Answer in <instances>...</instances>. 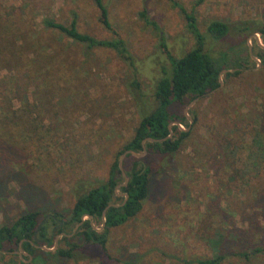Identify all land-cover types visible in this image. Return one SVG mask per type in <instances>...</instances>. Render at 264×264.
Segmentation results:
<instances>
[{"label":"rangeland","instance_id":"1","mask_svg":"<svg viewBox=\"0 0 264 264\" xmlns=\"http://www.w3.org/2000/svg\"><path fill=\"white\" fill-rule=\"evenodd\" d=\"M176 1L192 13L204 37L203 50L229 71L220 73L221 85L215 90L167 108L172 116L169 128L177 125L190 130V136L168 164L158 154L144 151L139 156L150 168L149 193L134 217L108 229L103 249L79 235L72 237L74 226L54 235L55 247L41 245L45 249L40 248L42 253L32 264H183L185 259L212 257L220 249L264 243V175L253 177L264 174V64L256 55L264 50L260 46L264 43L252 31L264 25V0ZM102 3L129 61L112 50L86 49L43 29L42 19L48 17L63 24L74 20L78 31L97 39L114 37L99 23L92 0H0V20L8 18L6 11L14 10L11 17L34 41L32 50L37 51L40 43L46 44L47 53L59 47L67 50L59 87L48 92L47 103L41 105L46 110L37 119L40 138L19 137V145L14 146L0 143V224H11L26 210L39 211L42 221L53 212L66 215L78 193L103 181L139 118L154 106V84L163 68L169 67L160 43L174 57L195 44L187 21L169 0ZM140 11L155 27L144 22ZM211 20L225 22L228 33L220 39L207 35ZM244 25L249 30H238ZM235 70L238 73L226 75ZM13 73L0 65V77H13ZM17 105L13 99L12 106ZM185 114L191 118L188 129ZM182 116L186 127L179 122ZM232 127L240 130L232 136L242 144L234 165L247 178L238 185L214 171L217 137ZM123 159L126 168L130 159ZM115 194L121 195L117 188ZM91 224L101 231L97 222ZM63 234L66 240L61 239ZM67 243L75 244L71 258L47 254L56 247L67 248ZM16 251L5 250L0 264H18ZM25 253L21 257H28L24 262L31 264L35 255ZM219 264H264V253L229 254Z\"/></svg>","mask_w":264,"mask_h":264},{"label":"trees","instance_id":"2","mask_svg":"<svg viewBox=\"0 0 264 264\" xmlns=\"http://www.w3.org/2000/svg\"><path fill=\"white\" fill-rule=\"evenodd\" d=\"M169 1L187 21L188 30L195 41L194 46L182 55L174 57L167 50L165 44L160 43L169 67L163 68L161 76L154 84L152 91L154 106L139 118L130 139L121 146L109 164L105 179L96 186L78 193L66 215L53 212L47 220L42 221L39 218L41 215L39 211L26 210L20 213L11 224H0V255L5 250H13V247L17 249L19 245L29 255L33 257L35 255L31 261L32 264L36 254L42 253L41 245L46 244L51 247L54 235L66 231V228L71 230L74 226L76 228L72 237L79 235L84 242L97 244L103 249L108 229L121 225L134 217L149 193L150 168L144 163V157H136L130 153L125 154L124 158L130 159V164L124 168V159L122 160L121 166L127 177L126 183L123 184V176L118 167L120 154L126 150L140 153L144 149L147 154H158L168 164L171 158L181 150L182 144L190 136L191 131L180 129L177 125H171L168 129L167 125L172 121V116L167 108L173 102L181 103L185 98L191 101L215 90L219 85L218 74L221 69H224V65H217L214 59L203 50L204 37L199 32L192 13L187 12L178 1ZM201 1L196 0L194 4ZM92 2L98 9L99 23L114 37L97 39L78 31L74 20L63 24L48 17L42 19L43 29L46 32L56 31L66 39L83 45L86 49L106 48L112 50L122 60L129 61V52L123 40L115 33L110 24L102 0H92ZM13 12L14 10L6 11L5 13L9 14L8 18L4 17V21L0 20V65L8 66L14 72L13 77H0V143H3L1 145L5 147L7 143L11 146L19 145V137L26 139L39 135L40 138L41 127L37 119H40V111L46 110L45 106L41 105L47 103L45 98L48 92L59 87L58 78L64 71L61 67L67 59L65 57L67 50L62 47L47 53L45 51L46 44L40 43L37 51L32 50L34 41L12 19ZM139 15L147 25L155 27V23L146 17L145 11H140ZM228 30V25L223 21L211 20L206 24V33L213 39L224 37ZM238 30L249 29L244 25ZM252 31L259 33L261 41L264 43V25L254 28ZM18 39L19 44H17ZM29 54L33 55L29 57ZM256 55L264 64V50L260 49ZM236 73L238 70L232 73L227 72L226 75ZM132 85L135 89L138 87L135 81L132 82ZM13 99L17 100L16 107L12 106ZM192 119L194 124L195 115H192ZM179 122H182L184 127L187 126L183 116L179 118ZM237 131L240 130L232 127L217 137L219 139L216 150L218 159L214 171L215 174L225 177L231 185H238L239 181L247 179L245 172L237 169L234 165L236 150L242 146L241 142H237L238 139L232 136V134L237 136ZM147 139H152V141ZM256 162L252 158V165H256ZM261 175L264 174L257 173L253 177L257 178ZM247 177L249 179V176ZM116 186L121 195L115 194ZM124 193L127 194L126 199H124ZM258 196L259 194L256 195V197ZM111 203L117 205H109ZM87 215L90 218H87ZM84 216L86 218L82 219ZM95 222L98 223L101 231L92 228L91 223ZM102 223L103 226H101ZM259 227L261 228V226ZM66 238L65 234L61 237L62 240H66ZM67 244V248L56 247L54 251L47 252V254L60 258H71L74 255L75 244ZM249 246L246 245L247 248L245 246L238 247L237 250L223 251L220 249L212 257L185 259L183 264H219L229 254L248 257L250 254L264 253L263 242ZM27 258L22 256L18 259V264H30L24 262ZM123 264H128V262L125 261Z\"/></svg>","mask_w":264,"mask_h":264},{"label":"water","instance_id":"3","mask_svg":"<svg viewBox=\"0 0 264 264\" xmlns=\"http://www.w3.org/2000/svg\"><path fill=\"white\" fill-rule=\"evenodd\" d=\"M253 36L255 37V40L258 42V44H260V42H259V41L257 40V38H256V35L253 34ZM260 46L264 48V45H261V44H260ZM249 54H251V53H250V49H249ZM251 57H252V56H251ZM226 71H229V70H228V69H221V70H220V72H219V74H218V82H219V85H218V86L221 85L220 73H221V72H226ZM195 99H196V98H195ZM185 117H187V118H188V121H189L188 127L186 128V129H188L189 126H190V124H191V118H190L187 114H185ZM169 126H170V123L167 125L168 129H169ZM147 140L152 141V139H147ZM142 143H143V141H142ZM144 151H145V150L142 149V151H141L140 153H137V152H134V151L126 150V151H124L123 153L120 154V156H119V158H118V167H119L120 172H121V174H122V176H123V184H125L126 181H127V177L125 176V173H124V171L122 170V166H121V163H122V159H123V157H124L125 154H127V153H130V154H132V155H134V156H136V157H139V156H141V155L144 153ZM116 188H117V186H116ZM123 196H124V199H126L127 194L124 193ZM123 201H124V200H123ZM109 205L116 206L117 204L111 203V204H109ZM87 218H90V216L87 215ZM82 219H83V217H82ZM102 220H103V219H102ZM91 226H92V228L95 229V227H94L92 224H91ZM101 226H103V223L101 224ZM95 230H96V229H95ZM56 237H57V236H55L53 247H55ZM53 247H52V248H53ZM41 248H44V247H41ZM44 249H45V248H44ZM16 253L20 256V258H21V254H26L24 251H22V249L20 248L19 245H18V248H17Z\"/></svg>","mask_w":264,"mask_h":264}]
</instances>
